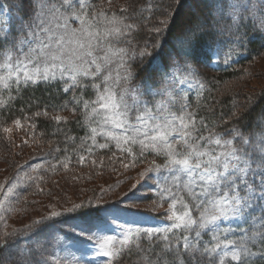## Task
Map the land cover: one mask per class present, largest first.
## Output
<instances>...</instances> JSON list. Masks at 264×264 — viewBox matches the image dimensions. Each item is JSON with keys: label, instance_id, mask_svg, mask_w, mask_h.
<instances>
[{"label": "snow or ice", "instance_id": "6c2138e0", "mask_svg": "<svg viewBox=\"0 0 264 264\" xmlns=\"http://www.w3.org/2000/svg\"><path fill=\"white\" fill-rule=\"evenodd\" d=\"M25 3L30 14L21 23L19 35H12L9 20L0 18L3 89L14 83L19 91L21 86L49 80L65 83L70 80L72 86L82 90L90 87L95 92L94 100H83L82 95H74L72 99L77 104L83 101L86 120L96 124L91 127L94 144L97 136H101L106 142L99 143L100 149H108L114 142L122 155L135 158L151 152L164 158L162 166L152 160L140 176L159 173L161 168L168 174L164 182L170 186L160 189V198L171 201L170 224L120 225L123 229L120 237L87 235L88 240H97V254L114 257L122 249L130 250L132 245L139 248L137 241L142 237L151 240L163 236V247L155 253L154 264H264V112L254 118L252 128L246 132L233 128L231 137L225 138L226 133L210 129L203 117L197 120L195 110L190 111L188 103L191 94L188 89L204 88L197 78L200 66L191 63L198 39L210 32L238 33L249 20L254 27L258 26L257 30L264 29V0H212L213 11L208 18L195 17L175 38V57L170 56L167 63L153 69L138 84L134 81L145 70L142 62L145 57H152V53L147 42L143 47L134 43L133 34L139 27L126 22L130 17L109 18L104 11L89 12L88 9H94L89 0H20L18 7L23 8ZM77 21L79 26L72 27ZM159 23L166 26L168 20ZM163 30V27L151 29L157 34ZM137 61L141 62L139 70L133 71L132 64ZM227 62L225 59L224 63ZM83 80L91 83L83 84ZM187 81L194 83H189L187 89L181 88ZM63 91L67 93L69 88ZM52 119L59 123L66 118L56 115ZM14 125L21 127L20 119ZM11 131L12 128H3L4 133ZM135 147L139 148L138 153L133 151ZM79 159L83 162L84 157ZM63 166L68 167L66 163ZM42 167L36 164L34 170ZM50 167L54 170L56 165ZM17 188V183H10L7 188L0 183V213L10 211L5 203L16 195ZM181 193L189 195L191 208ZM82 207L83 204H73L64 211L73 212ZM193 210L198 213L195 219ZM61 214L53 211L50 217ZM229 218L247 227L219 226L220 221ZM42 222L36 220L35 224ZM206 229L211 239L201 247ZM89 232L91 229L85 227L79 235ZM232 235L237 238H229ZM6 249H9L7 240L0 244V252ZM69 255L74 264H80L73 253ZM25 264L49 262L33 253ZM54 264L70 262L55 259ZM108 264H112L111 259ZM148 264L153 261L149 260Z\"/></svg>", "mask_w": 264, "mask_h": 264}, {"label": "trees", "instance_id": "16d2710c", "mask_svg": "<svg viewBox=\"0 0 264 264\" xmlns=\"http://www.w3.org/2000/svg\"><path fill=\"white\" fill-rule=\"evenodd\" d=\"M89 2L94 6V9H88L89 12L104 11L109 18L113 15L117 18L128 16L130 18L127 23L138 25L139 31L133 34L134 43L143 47L147 42L148 51L155 59L144 58L142 63L145 70L136 77L134 83L137 84L153 69H160L168 62L170 56L175 57L177 50L175 38L195 17L208 18V14L213 11L212 0H89ZM19 4L20 0H0V10L6 12V17L2 18L9 20L12 35H19L21 23L26 21L30 14L27 3L23 8L18 7ZM123 8H127L128 11L121 12ZM149 8L152 10L148 11ZM145 17L150 19L145 21ZM164 19L168 20L166 26L159 23ZM78 26V21L72 24V27ZM156 27H163L164 30L159 34L151 31ZM257 28L258 26L254 27L251 20L245 21L238 33L234 32L230 35L210 32L199 38L194 46L191 63L200 66L197 78L204 84V88L188 89L191 93L188 97L191 106L189 110H195L197 120L203 117L210 129L214 128L218 133H226L225 138L231 137L230 130L233 128L245 132L252 128L254 118L264 112V87L256 92L248 90L249 78L255 74V67L251 66V63L253 64V61L264 52V34H261L264 29L257 30ZM225 59L228 60L227 63H224ZM140 63L137 61L132 64L133 71L139 70ZM82 83L90 84L91 81L83 80ZM189 83L194 82L187 81L180 87L187 89ZM12 87L14 88L9 93L4 106L0 108V175L3 174L0 183L18 168L22 160L20 157L24 155L23 152L28 151L27 147L30 145H33L34 149L32 155L43 158L45 165L44 170L40 171L37 177L18 191V198L9 212L13 218L30 215L37 209L40 199L48 192L61 191L63 187L67 189L68 183H71L68 181L71 179L69 176L75 177L82 172L81 176L85 178H81L88 179L85 191L91 195L85 196L79 202L84 207L68 212L69 216L66 215V218L100 219L102 205L96 201V189H89L87 182L96 181L99 172L109 176L108 167L105 166L107 161L126 160L137 163L154 159L159 163L164 162L162 157L152 158L150 152L133 158L127 154L122 155L113 145L108 149H100L98 143H93L90 138L92 126L86 120L83 101L77 104L72 100L74 95L77 97L82 95L83 100L95 99V92L90 87L83 90L78 87L72 95L69 86L70 90L67 93L63 91L67 86L61 80L21 86L19 91L16 86ZM71 100L73 104L69 102ZM63 105L67 107H62ZM37 112L41 115L35 116ZM45 112L47 115H44ZM60 114L69 116L57 123L52 117ZM16 119H20L21 124L24 125L20 127L22 130L13 134L4 133L3 128L14 124ZM133 151L138 153L139 148L135 147ZM80 156L84 157L83 162L80 161ZM65 163L68 165L67 168L63 166ZM51 165H56L54 170ZM40 177H43V180H40ZM78 185L75 183L76 187H80ZM149 217L158 219L160 216L156 214ZM42 221L40 225H36L35 221L29 220L26 226H16L9 233L3 231L0 221V244L7 240L9 249L20 245L30 257L33 253L46 255L45 248L37 247V250H34L33 243L37 244L42 240L40 234L59 228V224L64 220L52 217ZM137 243L139 248L132 245L130 250L122 249L120 255L113 257L112 264H143V260L150 258L156 260L155 253L160 252L163 247V241L158 238L149 240L147 237H142ZM7 250L0 252L3 264L23 263L15 252L9 256L11 260H4L3 255Z\"/></svg>", "mask_w": 264, "mask_h": 264}, {"label": "rangeland", "instance_id": "374dc122", "mask_svg": "<svg viewBox=\"0 0 264 264\" xmlns=\"http://www.w3.org/2000/svg\"><path fill=\"white\" fill-rule=\"evenodd\" d=\"M2 17H6L5 10H0V18ZM251 66L255 67V74H252L249 78L248 90L250 92H256L258 89L264 87V52L260 57L253 61V64L251 63ZM3 74V72H0V75ZM12 86L16 85L13 83L10 85L9 89L5 90L3 89L2 84H0V108L4 106L7 97H9V93H11V90L14 88ZM65 86H67V88L68 86L71 87V90L69 89L71 95L72 92H75L78 88V86H72V82L70 80L65 83ZM72 100L69 102L73 104ZM68 112L71 114V110ZM59 116L66 117L69 115L60 114ZM88 123H90L92 127L96 126V124L92 121H88ZM21 126L23 127L24 125L21 124ZM8 127L12 128V131L9 132L12 134L15 131L22 130V128H17L14 124H11ZM104 142L106 141L103 137L97 136L96 143L99 144ZM110 145L115 146V143L111 142ZM27 149L28 151L23 152L24 155L20 157L22 160L20 159L21 163L18 168L11 172L8 177H4L5 179L3 184H5V188H7L10 183L18 184L16 195L5 203L6 209L11 210L15 200L18 198V191L20 188L37 177L40 171L45 168L43 158H40L37 155H32V153H34L33 145H30ZM151 154L152 158L156 159L160 157L153 153ZM152 160L154 159H146L138 161L137 163L126 160H109L107 161V165H105L108 167L107 171L109 176H104L99 172L100 175L96 181L87 182L89 189H96V201L102 205V214L100 219L81 220L66 218L69 215H67L68 212H65L64 209L72 207L73 204H78L85 196L91 195V193H86L85 191V185L88 179H82L85 177H82V172H79L75 177L74 175L69 176L71 179L68 181H71V183H68L67 189L64 187L60 189L61 191L63 189V192L50 191L51 194L48 192L46 196L40 199L38 205L36 206L37 209L30 215L21 218L19 216L13 218V216L11 217L9 214L10 211L0 213V216H3V219L0 220L2 222V229L4 232L9 233L11 230L15 229L16 226H26L29 223V220H48L52 218L50 217L51 212H60L62 214L55 217L61 218V220L64 221L59 224V228H55L52 232L40 234V238H42V240L38 241L37 244L33 243L34 250H37V247L45 248L46 255L42 257L47 259L49 264H54L55 259L68 260L70 264H74L69 252L73 253L80 259V264L108 263L110 259H113V257L98 255L97 240H88L87 235L95 233L98 237H103L105 235L120 237L123 231L120 225L164 227L170 224L169 216L171 213L168 209L171 201L168 199L162 200L160 198V189L170 186V184H165L164 182V179L168 174L163 170V168H161L159 173L150 172L146 173L143 177L140 176V173L144 172L145 169L150 166ZM156 163L161 166L164 164V162L159 163L158 161H156ZM36 164H41L43 167L34 170V166ZM124 164H129L130 166L125 168L123 166ZM1 175L3 176V174ZM1 175L0 179L2 178ZM28 177H32V179H28ZM75 183H78L80 187H76ZM133 185H135V187H133ZM181 195L191 208L193 202L189 195L186 193H181ZM0 199H2V194H0ZM94 205H96V203ZM156 214H159L160 216L158 219L149 217L150 215L154 216ZM192 216L195 219L198 217V213L193 210ZM113 221H115V223H113ZM219 226L222 228L231 226L234 229L238 227H247L246 224H241L240 221L235 218L222 220L219 222ZM85 227L90 228L91 232L86 233L85 236H80L79 232ZM73 228L76 229L75 232L72 231ZM229 238L235 239L237 237L236 235H232L229 236ZM158 239L163 241V236L158 237ZM210 239L211 233L207 229L204 230L202 240L205 243L202 244L201 247L206 246ZM117 247H119V245H117ZM77 249H81V251H78ZM12 252L19 255L21 262H23L22 264H25V260L30 257L29 254L25 253L22 246L15 245L4 252V260H11V258H9V253L12 254ZM149 260H143L142 262L143 264H148ZM151 260L154 264L155 260Z\"/></svg>", "mask_w": 264, "mask_h": 264}]
</instances>
